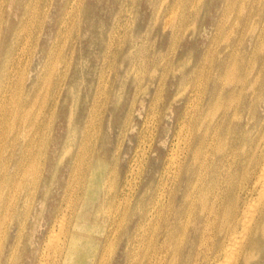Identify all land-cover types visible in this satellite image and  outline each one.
Here are the masks:
<instances>
[{
	"label": "rangeland",
	"instance_id": "obj_1",
	"mask_svg": "<svg viewBox=\"0 0 264 264\" xmlns=\"http://www.w3.org/2000/svg\"><path fill=\"white\" fill-rule=\"evenodd\" d=\"M16 1L27 5L26 0ZM28 5L33 9L24 16L17 5L16 13L23 16L22 19L12 15V22L18 26L17 35L14 44L11 39L6 45L8 53L3 66L16 81L27 66L26 77L14 87V97L22 94L23 84L28 88L31 82L39 84L28 121L36 126L31 129L27 123L33 141L24 152L25 157L15 150L12 159L21 161L23 166L24 176L19 175L23 180L20 179V194L24 188L32 193L28 194L26 207L20 208L23 214L19 219L23 223L13 230V234L17 231L19 234L13 241L11 264H51L54 250L68 240V231L80 211L87 214L86 218L84 215L77 220L86 225L82 234L92 233L94 237V240L89 239L88 258L81 264H144L151 246L145 245L147 241L144 244L134 241L136 226L144 214L141 212H148L157 196L168 152L177 139L182 138L184 150L181 164L192 162L198 168L193 178H199L203 200H207L204 216L213 206L215 194L225 187L223 179L233 173L232 186H241L250 176L246 171L252 170L249 159L252 150L264 153V0H31ZM245 69L250 74L245 88L240 91L239 81ZM1 94L0 88V97ZM223 114L228 118L224 119ZM25 118L22 112L16 119L11 116L10 125L12 121L18 126L24 124ZM37 130L41 132L33 133ZM9 138V133L4 138L0 135V162L9 156L10 149L6 147ZM220 141L224 147L220 146ZM214 162L217 165L221 162L217 173L213 172ZM152 165H158L152 172L153 184L139 208L138 188L133 191L128 180L135 185L131 173L137 171H140L137 182L144 180ZM92 167L99 168L95 178L102 186L98 188V198L93 202L87 199L81 209L84 183ZM31 169L33 176L28 175ZM181 176L172 184L168 201L178 209L183 208L179 217L181 220L189 217V223L183 225L184 228L179 224L169 231L168 245L166 243L162 249L156 245L161 249L160 257L153 258L151 264H204V254L209 253L218 235L217 226L203 224L205 220L203 225L199 224L197 235L194 234L193 223L201 215V204L197 202L192 210V186L190 196L185 198L179 185ZM260 184L248 203L255 200ZM34 186H37L35 193ZM104 196L103 205L100 199ZM97 208L95 218L93 213ZM112 216L115 222L113 219L109 222ZM55 217L57 222L52 220ZM58 224L59 228L63 227L59 229ZM237 230L241 232L242 227ZM55 232L57 237L53 236ZM104 233L109 234L108 239ZM48 238L56 241H48ZM260 244L263 254L264 241ZM163 252L166 253L163 255ZM146 253L148 256L144 255ZM144 257L146 259L140 262ZM258 259L257 250L253 249L249 264ZM227 260L223 254L218 263L225 264Z\"/></svg>",
	"mask_w": 264,
	"mask_h": 264
},
{
	"label": "bare ground",
	"instance_id": "obj_2",
	"mask_svg": "<svg viewBox=\"0 0 264 264\" xmlns=\"http://www.w3.org/2000/svg\"><path fill=\"white\" fill-rule=\"evenodd\" d=\"M21 1V0H18ZM27 1V5H22L21 2H17L16 0H2L0 3V13L2 18H0V88H1V97H0V135H2V137L4 138L8 133L11 134V138L8 139V141L6 142V147H8L10 149V153L9 156L7 158H3V162H0V264H11V259L13 256V252H14V248H13V241L15 240L16 237H18L17 235L19 234V232L17 231L16 234H13V230L17 229L18 227H20V224H22L23 222H20L19 217L23 214L21 213V207L24 208V206L26 207V201H28L29 195L32 192L29 189H25L24 188V192L22 194H20L22 191H20V189L22 188V179L20 178L19 175L22 174L21 168H23V166H21L22 162H14L12 159L14 158L15 155V150H19V152L22 153V155L24 154V152L26 151L27 147L29 143H31L33 141V138L29 136V132H28V128H27V123L29 125H31V129L33 128V126L35 125V123H30L29 118H30V114H29V108L32 107L34 104L33 98L36 94V92L38 91V87L39 84H34L31 82L30 87L28 88L26 86V83L23 84L22 86V94H20V96H16L14 97V87H17V84L19 85L22 81V79H24L26 77V73H25V69L23 68V71L21 74H19V80L16 81L15 79H12L13 77H11L10 74V70L8 69H3L5 61H6V54L8 53V51H6V45H8L9 40H13V44H14V38H16V33H17V25L12 22V15H14L15 17H18L17 19L19 20L20 18L22 19V17L26 14L29 13V11L33 8L30 9V6L28 5V2L31 0H26ZM79 1V0H78ZM50 2V1H49ZM162 2V1H160ZM242 2V1H241ZM34 3V2H33ZM80 4V3H79ZM175 4V3H174ZM18 5V8H17ZM161 5V4H159ZM173 6V5H172ZM192 6V4H191ZM242 6V5H241ZM79 7V6H78ZM15 8V9H14ZM20 11L21 17H19V14L16 13L17 9ZM251 9V8H250ZM70 11V10H69ZM71 12V11H70ZM171 14V13H170ZM45 15V14H44ZM71 15V14H70ZM157 15V13H156ZM33 16V15H32ZM35 16V15H34ZM174 16V15H173ZM65 17V16H64ZM72 16H70L71 18ZM170 18V17H169ZM32 19V18H31ZM167 19V18H166ZM172 19V18H171ZM30 20V19H29ZM63 20V18H62ZM263 21V20H262ZM24 21H21V23ZM169 22V21H168ZM171 22V21H170ZM61 23V22H60ZM70 22H68L69 24ZM72 23V22H71ZM263 23V22H262ZM25 24V23H24ZM28 24V23H27ZM32 24V23H31ZM164 24V23H163ZM166 24V23H165ZM235 24V23H234ZM30 25V24H29ZM63 25V24H62ZM66 25V24H65ZM70 25V24H69ZM167 25V24H166ZM236 25V24H235ZM32 26V25H31ZM36 26V25H35ZM34 26V27H35ZM60 26V25H59ZM250 26V25H249ZM69 27V26H68ZM26 28V27H25ZM40 28V27H39ZM165 28V27H164ZM22 29V26L21 28ZM29 29V28H28ZM69 29V28H67ZM249 29V28H248ZM58 30V29H57ZM66 30V29H65ZM24 31V30H23ZM28 31V30H27ZM26 31V32H27ZM30 31V30H29ZM28 31V32H29ZM253 31V30H252ZM65 32V31H64ZM230 32V31H229ZM67 33V32H66ZM251 33V32H250ZM263 33V32H261ZM32 34V33H31ZM258 34V33H257ZM230 36V35H229ZM34 37V35H33ZM37 37V35H36ZM66 37V36H65ZM225 37V36H224ZM262 37V36H261ZM29 38V37H28ZM56 38V37H55ZM214 38V37H213ZM212 38V39H213ZM32 39V38H31ZM36 39V38H35ZM64 39V38H63ZM222 40V39H221ZM36 41V40H35ZM212 41V40H211ZM227 41V40H226ZM30 42V41H29ZM33 42V41H32ZM54 42V41H53ZM258 42V41H257ZM26 43V42H25ZM61 43V42H60ZM29 44V43H28ZM27 44V45H28ZM35 44V43H34ZM258 43H256L257 45ZM264 44V43H263ZM31 45V44H30ZM20 46V45H19ZM17 47V46H16ZM25 47V46H24ZM29 47V46H28ZM53 47V46H52ZM58 47V46H57ZM61 47V46H60ZM58 47V48H60ZM237 47V46H236ZM32 48V47H31ZM233 48V47H232ZM29 49V48H28ZM238 49V48H237ZM26 50V49H25ZM23 50V51H25ZM213 50V49H212ZM22 51V49H21ZM29 52V51H28ZM50 52V51H49ZM17 53V52H16ZM71 53V52H70ZM18 54V53H17ZM48 54V53H47ZM234 54V52H233ZM23 55V54H22ZM249 55V54H248ZM14 56V54H13ZM47 56V55H46ZM54 56V55H53ZM57 56V55H56ZM236 56V54H235ZM24 57V56H23ZM13 58V57H12ZM16 58V57H15ZM18 59V58H17ZM46 59V58H45ZM56 59V57H55ZM207 59V58H206ZM20 60V59H19ZM22 60V59H21ZM27 60V59H26ZM252 60V59H251ZM232 61V60H231ZM17 62V61H15ZM205 62V61H204ZM29 63V61H28ZM54 63V61H53ZM231 63V62H230ZM246 63V62H245ZM11 64V63H10ZM21 64V63H20ZM65 64V63H64ZM63 64V65H64ZM19 65V64H18ZM22 65V64H21ZM58 65V63H57ZM230 65V64H229ZM12 66V65H11ZM51 66V65H50ZM10 67V66H9ZM14 67V65H13ZM16 67V66H15ZM63 67V66H62ZM65 67V66H64ZM249 67V66H248ZM22 69V67H21ZM42 69V68H41ZM132 69V67H131ZM209 69V68H208ZM15 70V69H14ZM13 70V71H14ZM49 70V69H48ZM110 70V69H109ZM16 72V71H15ZM50 73V72H49ZM64 73V72H63ZM66 73V72H65ZM208 73V72H207ZM30 74V73H29ZM27 74V75H29ZM250 74V71H247L246 69L244 70V76L243 78L240 79V91H242L245 86H246V79L248 77V75ZM16 75V73H15ZM49 75V74H48ZM161 75V74H160ZM226 74H224L225 76ZM14 76V75H13ZM21 76V77H20ZM30 76V75H29ZM223 76V78H224ZM49 77V76H48ZM63 77V76H62ZM226 77V76H225ZM18 78V77H17ZM29 78V77H28ZM102 78V77H100ZM206 78V77H205ZM204 78V80H205ZM49 79V78H48ZM107 79V78H106ZM227 79V78H226ZM34 80V79H33ZM102 80V79H101ZM224 80V79H223ZM229 80V79H228ZM9 81L8 83L5 82ZM40 81V80H39ZM201 81V80H200ZM199 81V82H200ZM255 81H257V78L255 79ZM4 82V84H2ZM12 82V83H11ZM47 82V81H46ZM45 82V83H46ZM231 82V81H230ZM11 83V85H10ZM104 83V82H103ZM198 82H196L197 84ZM48 85V84H47ZM99 85V84H98ZM103 85V84H102ZM202 85V84H201ZM205 85V83H204ZM221 85V84H220ZM100 86V85H99ZM98 86V87H99ZM102 87V86H101ZM196 87V86H195ZM200 87V86H199ZM239 87V88H240ZM159 88V87H158ZM197 88V87H196ZM195 88V89H196ZM237 88V87H236ZM236 88L233 89L236 90ZM99 89V88H98ZM102 88H100L101 90ZM198 89V88H197ZM46 90V89H45ZM161 90V89H160ZM192 90V89H191ZM98 91V90H97ZM96 91V92H97ZM195 91V90H194ZM198 91V90H197ZM201 91V90H200ZM232 91V90H230ZM39 92V91H38ZM57 92V91H56ZM60 92V91H59ZM157 92V91H156ZM191 92V91H190ZM211 92V91H210ZM213 92V91H212ZM211 92V93H212ZM46 93V92H45ZM43 93V94H45ZM102 93V92H101ZM194 93V92H193ZM244 93V92H243ZM38 94V93H37ZM214 94V93H213ZM55 95V94H54ZM97 95V94H96ZM100 95V94H98ZM159 95V94H158ZM198 95V93H197ZM44 96V95H43ZM177 96V95H176ZM191 96V95H190ZM239 96V95H238ZM45 97V96H44ZM160 97V96H159ZM43 98V97H42ZM46 98V97H45ZM44 98V99H45ZM97 98V97H96ZM216 98V97H215ZM35 99V98H34ZM37 99V98H36ZM43 99V100H44ZM158 99V98H157ZM193 99V98H192ZM42 100V101H43ZM191 100V99H190ZM199 100V98H198ZM41 101V100H40ZM154 101V100H153ZM193 101V100H192ZM55 102V101H54ZM94 102V101H93ZM195 102V100H194ZM198 102V101H197ZM43 103V102H42ZM100 103V102H99ZM102 103V102H101ZM100 103V104H101ZM191 103V102H190ZM161 104V103H160ZM237 104V103H236ZM43 105V104H42ZM93 105V104H92ZM102 105V104H101ZM194 105V104H193ZM99 106V105H96ZM153 106V105H152ZM191 106V105H190ZM150 107V105H149ZM194 107V106H193ZM196 107V106H195ZM28 109V110H27ZM42 109V108H40ZM52 109V108H51ZM91 109L92 106H91ZM151 109V107H150ZM156 109V108H155ZM192 109V108H191ZM99 110V109H98ZM157 110V109H156ZM186 110V109H185ZM217 110V109H215ZM91 111V110H90ZM152 111V110H151ZM154 111V109H153ZM20 112H22L23 117H27L25 118L26 120L23 122L24 124L21 125H16V123L13 122V124L11 123L10 125V120H11V116L13 118L16 119L17 115L20 114ZM103 112V111H102ZM185 112V111H184ZM191 112V111H190ZM197 112V111H196ZM212 112V111H211ZM215 112V111H214ZM95 113V112H94ZM93 113V114H94ZM187 113V111H186ZM147 114V113H146ZM151 114V113H150ZM195 114V113H194ZM207 114V113H206ZM50 115V114H49ZM99 115V114H98ZM149 115V114H148ZM179 115V114H178ZM185 115V114H184ZM183 115V116H184ZM205 115V114H204ZM224 115V114H223ZM95 116V115H93ZM180 116V115H179ZM186 116V115H185ZM238 116V115H237ZM96 117V116H95ZM94 117V118H95ZM144 117V116H143ZM148 117V116H147ZM189 117V116H188ZM35 118V117H34ZM37 118V117H36ZM93 118V117H92ZM128 118V117H127ZM153 118V117H151ZM150 118V119H151ZM227 115H224V119H227ZM96 119V118H95ZM94 119V120H95ZM204 119V118H203ZM14 120V119H12ZM33 120V119H32ZM93 120V119H92ZM145 120V119H144ZM149 120V119H148ZM154 120V119H153ZM23 121V120H22ZM49 121V119L47 120ZM190 121V120H189ZM230 121V120H229ZM33 122V121H32ZM35 122V121H34ZM142 122V121H141ZM187 122V121H186ZM202 122V121H201ZM200 122V123H201ZM89 123V122H88ZM179 123V121H178ZM181 123V122H180ZM179 123V124H180ZM48 124V123H47ZM98 124V123H97ZM148 124V123H145ZM185 124V122L183 123ZM187 124V123H186ZM41 125V124H39ZM36 126V125H35ZM152 126V125H150ZM180 126V125H179ZM186 127V125H183ZM218 126V125H217ZM220 126V125H219ZM39 127V126H38ZM89 127V126H88ZM87 127V128H88ZM141 127V125H140ZM148 127V125H147ZM216 127V125H215ZM90 128V127H89ZM35 130L39 128H34ZM41 129V128H40ZM92 129V128H91ZM96 129V127H95ZM143 129V128H142ZM148 129V128H147ZM155 129V127H154ZM215 129V128H214ZM217 129V128H216ZM32 131L33 133L36 132H41V131ZM177 130V129H176ZM145 131V129H144ZM182 131V130H181ZM185 131V130H184ZM191 131V130H190ZM217 131V130H216ZM98 132V131H97ZM125 132V131H124ZM142 132V130H141ZM189 132V131H188ZM31 133V134H33ZM86 133V132H85ZM215 133V132H214ZM261 133V132H260ZM263 133V132H262ZM87 134V133H86ZM91 134V133H90ZM89 134V135H90ZM181 134V133H180ZM179 134V135H180ZM212 134V132H211ZM34 135V134H33ZM149 135V134H148ZM147 135V136H148ZM184 134H181V136ZM38 136V135H37ZM93 136V135H92ZM143 136V135H142ZM145 136V135H144ZM146 136V137H147ZM187 136V134H186ZM211 136V135H210ZM262 136V135H261ZM87 137V135H86ZM154 137V136H153ZM176 137V136H174ZM179 137V136H178ZM214 137V136H213ZM226 137V136H224ZM84 138V137H82ZM93 138V137H92ZM91 138V139H92ZM149 138V137H148ZM215 138V137H214ZM261 138V137H260ZM139 139V138H138ZM137 139V140H138ZM151 139V138H150ZM5 140V139H4ZM21 140V141H20ZM83 140V139H81ZM90 140V138H89ZM147 140V139H146ZM182 140V138L180 139ZM179 139H177V141L173 144V146L170 148V152H168L167 155V160L165 163V166L163 168L162 171V178H161V183L159 185L158 189V193L152 206L147 209L148 212H141L144 213L142 214L140 221L137 223L136 229L137 232L135 234V240L137 242V244H144L145 242L146 246L149 247V245L151 246V251L148 254H144L148 256V259L146 260V263L144 264H151V260L153 258H155L156 256L160 255L161 249L163 246H165V244L171 240L169 234H170V230L179 226V224L181 226L186 225L189 223V217H187V220H181V217H179L180 213L183 212L184 210H182L183 208H176L174 206V203L170 200L168 201L169 196V192L171 191L172 188V184L175 183V180H177V178L181 176V181L179 182V185L181 186L182 190L184 191L185 194V198H188L190 196V189L192 186V210L193 207L196 205L197 202H199V204H201V215L200 217H198V219L196 218V221L194 220L193 223V231L195 232L194 234L197 235V231H199L200 229V225L202 224L203 221L205 220L206 222H204L203 224H215L217 226V232L218 235L217 237L214 239L212 245L209 247L208 251L209 253H205L204 254V264H214V263H218V261H220L222 255L224 254L226 256V263L227 264H249V260L250 257L252 255L253 249L257 250L258 253V257L259 259L257 260V262H255L254 264H264V253H261V242L264 241V153L259 152L257 153L256 150L253 151L252 150V156L251 158V162L250 167H252L251 171H246L247 173L250 172V176H248L246 179H244V181L242 182L243 184L239 187L237 186H232V178L234 176L233 173H229L228 174V178H224L223 181L225 182V187H222V189L215 194V198L213 196V198L215 199L213 202V206L210 207V210L207 213V216L205 212V206H206V201L207 200H203V192H202V188L199 187V178L197 177L196 180L195 178H193L194 174H197V170L198 168H196L195 164H193L192 162H188L186 165H182L181 164V158L183 155V147L181 146V141ZM200 139H197V141H199ZM222 140V139H221ZM3 141V140H2ZM31 141V142H30ZM143 141V140H142ZM148 141V140H147ZM171 141V140H170ZM185 141V140H184ZM187 141V139H186ZM185 141V142H186ZM215 141V140H214ZM224 141V140H223ZM258 141V139H257ZM263 141V140H262ZM261 141V144H262ZM1 142V141H0ZM85 143V141H82ZM88 142V141H87ZM138 142V141H137ZM185 142L183 144H185ZM211 142V141H210ZM259 142V141H258ZM257 142V143H258ZM80 143V142H79ZM119 143V142H118ZM143 143V142H142ZM151 143V142H150ZM172 143V142H171ZM187 143V142H186ZM209 143V142H208ZM212 143V142H211ZM222 143L221 141L219 142V144ZM256 143V142H255ZM26 144V145H24ZM33 144V143H32ZM35 144V143H34ZM147 144V143H145ZM152 144V143H151ZM143 145V144H142ZM149 145V144H148ZM204 145V144H203ZM223 145L224 142H223ZM259 145V144H258ZM91 146V145H90ZM93 146V145H92ZM221 146V144H220ZM82 147V146H80ZM211 147V146H210ZM224 147V146H221ZM92 148V147H91ZM150 148V147H149ZM169 148V147H168ZM218 148V147H217ZM220 148V147H219ZM82 149V148H81ZM86 149V148H85ZM140 149V148H139ZM223 149V148H222ZM221 149V150H222ZM30 150V149H29ZM28 150V151H29ZM36 150V149H35ZM43 150V149H42ZM90 150V148H89ZM88 150V151H89ZM169 150V149H168ZM204 150V149H202ZM260 150V149H258ZM66 151V150H65ZM117 151V150H116ZM137 151V150H136ZM135 151V152H136ZM206 151V150H205ZM204 151V152H205ZM39 152V151H38ZM81 152V151H80ZM134 152V153H135ZM147 152V151H146ZM149 152V151H148ZM197 152V151H196ZM208 152V151H207ZM206 152V153H207ZM26 153V152H25ZM29 153V152H28ZM85 153V150H84ZM212 153V152H211ZM139 154V153H138ZM144 154V153H143ZM197 154V153H195ZM251 154V153H250ZM29 155V154H28ZM27 155V157H28ZM134 155V154H133ZM206 155V154H205ZM213 155V154H212ZM228 155V154H227ZM24 156V155H23ZM21 156V157H23ZM185 156V155H184ZM194 156V155H193ZM229 156V155H228ZM238 156V155H237ZM25 157V156H24ZM63 157V156H62ZM61 157V158H62ZM131 157V156H130ZM166 157V156H165ZM213 157V156H212ZM211 157V158H212ZM233 157V156H232ZM143 158V157H142ZM24 159V158H23ZM158 159H161V155L158 154ZM184 159V158H183ZM226 159V157H225ZM231 159V158H230ZM4 160H9V162H5ZM19 160H22L19 159ZM201 160V159H200ZM204 160V159H203ZM145 160H143L144 163ZM194 161V159H193ZM206 161V160H205ZM230 161V160H229ZM24 162V161H23ZM139 162V161H137ZM203 162V161H202ZM249 162V161H248ZM130 163V162H129ZM134 163V162H133ZM160 162H158L157 164H159ZM195 163V162H194ZM221 162H219L220 164ZM132 164V163H131ZM219 164L217 165V163L215 164L214 162V173H217V167L219 166ZM224 164V163H223ZM228 164V162H227ZM76 165V164H75ZM130 165V164H129ZM133 165V164H132ZM140 165V163H139ZM81 166V165H80ZM247 166V165H246ZM26 167V166H25ZM24 167V168H25ZM30 167V166H29ZM99 167V166H98ZM94 168L91 170L90 175L86 178L85 183H84V189H85V197L83 199L82 205H81V209H84V207L86 206V202L87 199L92 201L98 198V188L101 187V182H99L97 180V178H95L96 176V171L99 168ZM158 167V165H152L151 169H150V173L148 174V176L144 179V180H139L138 181V177H139V172H134L131 173L132 174V178L135 179V185L130 184L131 180H128L129 182V186L131 187V189L134 191L136 188H138V193H139V197H138V205L139 208L141 207V205L145 202V197L147 195V193L150 191L151 186L153 184V171L156 170V168ZM27 168V167H26ZM128 168V167H127ZM126 168V169H127ZM136 168V166H135ZM140 169V168H139ZM221 169V168H220ZM30 170V169H29ZM74 170V169H73ZM130 170V169H129ZM137 170V169H136ZM228 170V169H227ZM244 170V169H243ZM72 171V170H71ZM27 172V170H26ZM75 172V171H73ZM129 173V174H130ZM38 174V173H37ZM81 174V172H80ZM26 175V174H25ZM28 175L33 176L34 173L32 172L31 169V173L29 172ZM78 175V173H77ZM192 175V178L190 177ZM247 175V174H246ZM22 176H24L22 174ZM40 176V175H39ZM71 176V175H70ZM79 176V175H78ZM218 176V175H217ZM245 176V175H244ZM30 177V176H28ZM131 177V176H130ZM161 177V176H160ZM243 177V176H242ZM240 177V178H242ZM31 178V177H30ZM33 178V177H32ZM74 178V177H73ZM79 178V177H78ZM107 178V177H106ZM109 178V176H108ZM22 181H21V180ZM130 179V178H129ZM32 180V179H31ZM195 180V183H194ZM27 184H31V182L29 180H25ZM76 182V180H74ZM240 181V180H239ZM242 181V180H241ZM70 182V181H69ZM73 182V181H72ZM124 182V181H123ZM220 182V181H219ZM261 182V184H260ZM104 183V182H103ZM240 183V182H239ZM70 184V183H69ZM83 184V183H82ZM109 184V183H108ZM202 184V183H201ZM223 184V183H222ZM238 184V183H237ZM260 184L261 188L259 189V192L257 194V196L254 198L255 200H253V202H249L251 198H253V194L254 191L256 190V186ZM75 185V184H74ZM123 185V184H122ZM121 185V186H122ZM73 185H71L72 187ZM76 186V185H75ZM259 186V185H258ZM70 187V190H71ZM123 187V186H122ZM214 187V185H213ZM35 188V186H34ZM37 188V186H36ZM36 188L33 190L35 193ZM108 188H110L108 186ZM220 188V187H219ZM210 189V188H209ZM73 190V189H72ZM111 190V189H110ZM126 190V189H125ZM130 190V189H129ZM131 190V191H132ZM218 190V189H217ZM19 191V192H18ZM65 191V190H64ZM216 191V190H215ZM235 191V192H234ZM18 192V194H17ZM71 192V191H70ZM69 192V193H70ZM74 192V191H73ZM33 193V194H34ZM125 193V192H124ZM67 194V193H66ZM206 194V192H205ZM24 197H23V196ZM73 195V194H72ZM76 195V194H75ZM121 195V194H120ZM156 195V194H155ZM66 196V195H65ZM74 196V195H73ZM201 196V197H200ZM62 197V196H61ZM71 197V196H69ZM122 197V196H121ZM124 197V196H123ZM67 198V197H65ZM114 198V197H113ZM120 198V196L118 197ZM127 198V197H125ZM130 198V197H129ZM132 198V197H131ZM122 199V198H121ZM230 199V204H228V200ZM101 201H103V205L105 203V196L102 197V199H100ZM128 200V199H127ZM132 200V199H131ZM251 200V201H252ZM32 201V199H31ZM123 201V200H122ZM130 200H128L127 202H129ZM63 202V201H62ZM61 202V203H62ZM93 202V201H92ZM66 203V202H65ZM68 203V201H67ZM72 204V203H71ZM70 204V206H71ZM128 204V203H127ZM69 204H67L68 206ZM117 205V204H116ZM129 205V204H128ZM38 206V205H37ZM66 206V205H65ZM66 206V207H67ZM108 207V204H107ZM128 207V206H127ZM126 207V208H127ZM111 208V207H110ZM190 208V207H189ZM64 209V208H63ZM68 209V208H67ZM66 209V210H67ZM72 210V209H71ZM106 210V209H104ZM190 210V209H189ZM58 211V210H57ZM98 211V208L95 210L94 216L96 218V212ZM116 211V210H115ZM122 211V210H121ZM119 211V212H121ZM104 212V211H103ZM107 212V210H106ZM118 213V211H116ZM115 212V213H116ZM59 213V212H58ZM125 213V210H124ZM72 214V213H71ZM82 211H80L79 213L76 214L77 219L76 221H74L72 224L73 226L70 227L69 232V238L66 242H64L63 244L58 245V247L54 250V254L52 257V263L51 264H59V263H63V264H81L83 262V260H85L86 258H88V254L90 252V248L89 246L91 241L89 239L94 240V237H92V233L91 234H87V236H85L84 234H82V231L85 230L86 225H81L80 222H78V218H80V216H84V218H86L87 214L84 213V215L82 214ZM110 214V212H109ZM112 214V213H111ZM121 214V213H120ZM188 214V213H187ZM68 215V214H67ZM70 215V214H69ZM115 215V214H114ZM110 215H106V217H109ZM190 216V215H189ZM63 217H64V213H63ZM117 217V215H116ZM121 217V215H120ZM204 217H206L204 219ZM60 218V217H59ZM113 219V221L115 222V218H113V216L111 217V219L109 220V222ZM23 220V219H22ZM54 222H57V218L55 217ZM108 220V219H107ZM64 221V218H63ZM86 221V220H85ZM104 221V220H103ZM119 221V220H118ZM120 222V221H119ZM61 225H62V220H61ZM67 223V222H66ZM51 224V223H50ZM49 224V225H50ZM109 224V223H108ZM118 224V223H117ZM202 224V225H203ZM65 225V224H64ZM111 225V224H110ZM109 225V227H110ZM115 225V224H114ZM119 225V224H118ZM59 224H58V228H59ZM163 226V227H162ZM241 226L242 227V231L239 232L237 229L238 227ZM63 227V226H62ZM61 227V228H62ZM66 227V226H65ZM89 227V226H88ZM204 227V226H203ZM202 227V228H203ZM206 227V226H205ZM59 228V229H61ZM116 228V227H115ZM130 227H128L129 229ZM184 228V226H183ZM182 228V229H183ZM22 229V228H21ZM58 229V230H59ZM87 229V228H86ZM117 229V228H116ZM162 230L161 232H159V230ZM181 229V232H182ZM204 229V228H203ZM110 230V229H109ZM130 230V229H129ZM206 230V229H205ZM213 230V229H212ZM20 231V230H19ZM54 232V231H53ZM62 234V231H58ZM64 233V232H63ZM87 233V232H86ZM47 234V233H46ZM52 234V233H51ZM58 234V233H57ZM56 232L54 233L53 236L56 235ZM95 234V233H93ZM105 234V233H104ZM111 234V233H110ZM183 234V233H182ZM181 234V235H182ZM98 235V234H97ZM108 235L109 234H105V238L108 239ZM180 235V234H179ZM113 236V235H112ZM53 237V238H56ZM62 237V236H61ZM110 237V236H109ZM181 237V236H180ZM178 237V238H180ZM48 241H54L53 239L48 238ZM56 239H59L56 238ZM62 239V238H61ZM200 239V238H199ZM209 239V238H208ZM64 240V238H63ZM180 240V239H179ZM183 240V239H182ZM56 241V240H55ZM54 241V242H55ZM59 241V240H57ZM61 241V240H60ZM110 241V240H109ZM178 241V240H177ZM199 241V240H198ZM53 242V243H54ZM105 242V241H103ZM111 242V241H110ZM45 243V242H44ZM107 243V242H106ZM105 243V244H106ZM177 243V242H176ZM179 243V242H178ZM199 243V242H198ZM197 243V245H198ZM51 244V243H49ZM132 244V243H131ZM159 245V247L161 248H157L156 245ZM205 244V243H204ZM259 244V245H258ZM44 245V244H43ZM48 245V243H47ZM56 245V243L54 244ZM108 245V244H107ZM157 245V246H158ZM168 245V243H167ZM178 245V244H177ZM210 245V244H209ZM46 246V245H45ZM138 246V245H136ZM141 246V245H140ZM206 246V245H205ZM55 247V246H54ZM107 247V246H106ZM109 247V246H108ZM176 247V245H175ZM208 247V246H207ZM102 248V247H101ZM137 248V247H136ZM143 248V247H142ZM169 248V247H168ZM197 248V247H196ZM260 248V249H259ZM42 249V248H41ZM49 249V248H48ZM107 249V248H106ZM8 250V254L6 253V251ZM47 250V249H46ZM104 250V249H103ZM137 250V249H136ZM143 250V249H142ZM146 250V249H145ZM149 250V249H148ZM160 250V251H159ZM166 250V249H165ZM40 251V250H39ZM48 251V250H47ZM52 251V250H51ZM105 251V250H104ZM108 251V250H107ZM110 251V248H109ZM163 251V250H162ZM78 252V254H77ZM95 252V250H94ZM173 252V251H172ZM44 253V252H43ZM52 253V252H51ZM104 253V252H103ZM106 253V252H105ZM131 253V252H130ZM166 253V252H165ZM163 252V255L165 254ZM102 254V253H101ZM107 254V253H106ZM46 255V254H45ZM50 255V254H49ZM52 255V254H51ZM104 255V254H103ZM203 255V254H202ZM201 255V256H202ZM143 257V253L140 255ZM48 257V255L46 256ZM134 257V256H132ZM160 257V256H159ZM101 258V257H100ZM164 258V257H163ZM202 258V257H201ZM44 259V258H43ZM48 259V258H47ZM76 259V261L74 260ZM108 259V258H107ZM146 258L144 257V259H140V262L142 260H145ZM170 259V258H169ZM100 260V259H99ZM103 260V259H102ZM129 260V259H128ZM137 260V259H136ZM161 260V259H160ZM40 261V260H38ZM139 261V260H138ZM170 261V260H169ZM168 261V262H169ZM173 261V260H172ZM176 261V260H175ZM50 262V261H49ZM48 262V263H49ZM159 262V261H158ZM161 262V261H160ZM38 263V262H37ZM41 263V262H40ZM221 263V262H219ZM218 263V264H219ZM223 263V262H222ZM225 263V264H226ZM44 264V263H43ZM98 264V263H97ZM141 264V263H140ZM158 264V263H157ZM169 264V263H168ZM200 264V263H199ZM224 264V263H223Z\"/></svg>",
	"mask_w": 264,
	"mask_h": 264
}]
</instances>
